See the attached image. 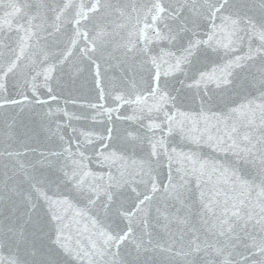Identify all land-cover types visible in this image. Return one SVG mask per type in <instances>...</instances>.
I'll use <instances>...</instances> for the list:
<instances>
[{
  "label": "snow or ice",
  "instance_id": "snow-or-ice-1",
  "mask_svg": "<svg viewBox=\"0 0 264 264\" xmlns=\"http://www.w3.org/2000/svg\"><path fill=\"white\" fill-rule=\"evenodd\" d=\"M0 264H264V0H0Z\"/></svg>",
  "mask_w": 264,
  "mask_h": 264
},
{
  "label": "water",
  "instance_id": "water-1",
  "mask_svg": "<svg viewBox=\"0 0 264 264\" xmlns=\"http://www.w3.org/2000/svg\"><path fill=\"white\" fill-rule=\"evenodd\" d=\"M210 151V150H209Z\"/></svg>",
  "mask_w": 264,
  "mask_h": 264
}]
</instances>
